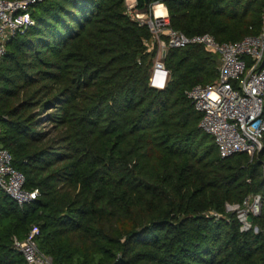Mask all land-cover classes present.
<instances>
[{"label": "trees", "instance_id": "1", "mask_svg": "<svg viewBox=\"0 0 264 264\" xmlns=\"http://www.w3.org/2000/svg\"><path fill=\"white\" fill-rule=\"evenodd\" d=\"M21 1V0H20ZM170 28L234 43L261 30L264 0H135ZM0 62V147L39 197L0 189V264L37 227L53 264H264V151L222 159L186 92L212 85L219 56L167 51L164 90L149 86L157 44L126 0H41ZM260 195L241 231L225 206ZM218 215L219 217H217Z\"/></svg>", "mask_w": 264, "mask_h": 264}, {"label": "built area", "instance_id": "2", "mask_svg": "<svg viewBox=\"0 0 264 264\" xmlns=\"http://www.w3.org/2000/svg\"><path fill=\"white\" fill-rule=\"evenodd\" d=\"M36 1L41 0H0V62L6 52V43L34 26L27 10ZM160 6L162 12L157 15L155 8ZM130 15L140 26L149 29L152 41L158 46L149 86L155 90L166 88L169 72L164 59L169 49L198 45L218 55L217 80L212 85H197L186 92L194 109L201 114L200 128L212 137L222 159L237 154L253 158L263 152L264 9L260 33L234 43H219L210 34L187 37L171 29L167 10L162 4L153 5L149 15L131 11ZM24 184V175L12 166L10 152L0 147V189L20 208L39 197L37 189L27 190ZM260 207V195H252L242 205L227 204L225 211L236 215L241 231H248L251 227L248 218L257 217ZM37 233L38 229L34 227L24 240L14 238V249L22 255L25 264H53L52 258L38 249Z\"/></svg>", "mask_w": 264, "mask_h": 264}, {"label": "rangeland", "instance_id": "3", "mask_svg": "<svg viewBox=\"0 0 264 264\" xmlns=\"http://www.w3.org/2000/svg\"><path fill=\"white\" fill-rule=\"evenodd\" d=\"M135 3H133V1L132 0H126V5H127V8H128V10H130L131 9V6H133ZM155 5V4H154ZM157 8H161V7H156V11H157ZM131 11V10H130ZM129 11V12H130ZM152 11H153V5H152V7H151V13H152ZM153 43L152 44H155L156 42H154V41H152Z\"/></svg>", "mask_w": 264, "mask_h": 264}, {"label": "bare ground", "instance_id": "4", "mask_svg": "<svg viewBox=\"0 0 264 264\" xmlns=\"http://www.w3.org/2000/svg\"><path fill=\"white\" fill-rule=\"evenodd\" d=\"M161 7V6H160ZM155 10H156V8H155ZM162 12V7L161 8H157V11H156V14L158 15V14H160Z\"/></svg>", "mask_w": 264, "mask_h": 264}, {"label": "water", "instance_id": "5", "mask_svg": "<svg viewBox=\"0 0 264 264\" xmlns=\"http://www.w3.org/2000/svg\"><path fill=\"white\" fill-rule=\"evenodd\" d=\"M248 222L249 223H252V218H248Z\"/></svg>", "mask_w": 264, "mask_h": 264}, {"label": "crops", "instance_id": "6", "mask_svg": "<svg viewBox=\"0 0 264 264\" xmlns=\"http://www.w3.org/2000/svg\"><path fill=\"white\" fill-rule=\"evenodd\" d=\"M133 1V3H135V0H132Z\"/></svg>", "mask_w": 264, "mask_h": 264}]
</instances>
